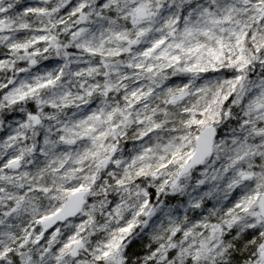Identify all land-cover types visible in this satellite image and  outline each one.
Returning a JSON list of instances; mask_svg holds the SVG:
<instances>
[{
	"label": "snow or ice",
	"instance_id": "snow-or-ice-1",
	"mask_svg": "<svg viewBox=\"0 0 264 264\" xmlns=\"http://www.w3.org/2000/svg\"><path fill=\"white\" fill-rule=\"evenodd\" d=\"M229 254L264 264V0H0V264Z\"/></svg>",
	"mask_w": 264,
	"mask_h": 264
},
{
	"label": "clouds",
	"instance_id": "clouds-1",
	"mask_svg": "<svg viewBox=\"0 0 264 264\" xmlns=\"http://www.w3.org/2000/svg\"><path fill=\"white\" fill-rule=\"evenodd\" d=\"M192 194H193V192H192V188L191 187H189L187 189V191H186L185 194L178 193L177 194V203L180 200H187L188 196L189 195H192ZM174 206L175 205H173V207ZM236 244H237V241L233 239V241H232V252H238V251H240L239 249H237ZM223 259L226 262V264H235V262L231 260V254L225 256ZM241 264H243V261H241Z\"/></svg>",
	"mask_w": 264,
	"mask_h": 264
}]
</instances>
